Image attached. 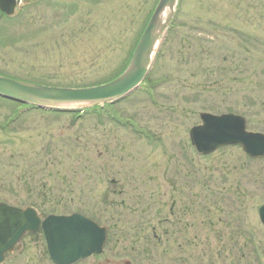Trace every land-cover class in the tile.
Wrapping results in <instances>:
<instances>
[{
    "label": "rangeland",
    "instance_id": "rangeland-1",
    "mask_svg": "<svg viewBox=\"0 0 264 264\" xmlns=\"http://www.w3.org/2000/svg\"><path fill=\"white\" fill-rule=\"evenodd\" d=\"M22 1L0 12V72L82 86L119 72L158 0ZM86 109L0 97V200L107 226L79 264H264V158L189 138L202 112L264 133V0H179L142 84ZM2 264L54 263L27 232Z\"/></svg>",
    "mask_w": 264,
    "mask_h": 264
},
{
    "label": "water",
    "instance_id": "water-1",
    "mask_svg": "<svg viewBox=\"0 0 264 264\" xmlns=\"http://www.w3.org/2000/svg\"><path fill=\"white\" fill-rule=\"evenodd\" d=\"M179 0H159L126 69L116 78L92 86L63 87L15 79L0 74V96L47 109L70 110L104 105L124 98L146 78L159 44L175 16ZM20 0H0L7 16L15 13ZM202 124L190 130L192 144L199 154H208L228 144H239L252 157L264 156V134L247 131L246 118L235 114H200ZM264 223V205L260 208ZM42 225L48 251L55 264L85 262L93 253H101L107 239V227L80 213L50 215L41 221L36 209H25L0 201V264L7 250L27 230Z\"/></svg>",
    "mask_w": 264,
    "mask_h": 264
},
{
    "label": "trees",
    "instance_id": "trees-1",
    "mask_svg": "<svg viewBox=\"0 0 264 264\" xmlns=\"http://www.w3.org/2000/svg\"><path fill=\"white\" fill-rule=\"evenodd\" d=\"M147 22V21H146ZM145 25H146V23H145ZM145 25H144V27H145ZM144 27H143V29H144ZM142 29V30H143ZM142 30H141V33H142ZM140 33V34H141ZM140 36V35H139ZM139 38V37H138ZM138 40V39H137ZM136 44V43H135ZM135 46V45H134ZM133 49H134V47H133ZM133 49H132V51L130 52V57H129V59H128V61H126L124 64H123V66H121L120 68H119V72L116 74V75H118L120 72H122V70L126 67V65H127V63L129 62V60H130V58H131V55H132V52H133ZM116 75H114V76H112L111 78H113V77H115ZM110 78V79H111ZM57 113H63L62 111H57ZM13 118V117H12ZM15 118V117H14ZM15 120H17V118L15 119Z\"/></svg>",
    "mask_w": 264,
    "mask_h": 264
},
{
    "label": "flooded vegetation",
    "instance_id": "flooded-vegetation-1",
    "mask_svg": "<svg viewBox=\"0 0 264 264\" xmlns=\"http://www.w3.org/2000/svg\"><path fill=\"white\" fill-rule=\"evenodd\" d=\"M6 256H7V254H6Z\"/></svg>",
    "mask_w": 264,
    "mask_h": 264
}]
</instances>
